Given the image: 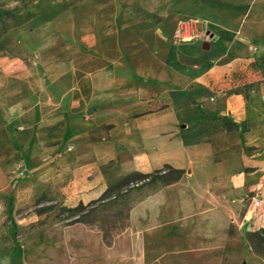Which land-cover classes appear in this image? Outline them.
<instances>
[{"label":"rangeland","instance_id":"374dc122","mask_svg":"<svg viewBox=\"0 0 264 264\" xmlns=\"http://www.w3.org/2000/svg\"><path fill=\"white\" fill-rule=\"evenodd\" d=\"M189 2L0 0V264H264L244 129L202 183L197 167L169 184L143 167L172 68L213 40ZM132 171L151 175L116 185Z\"/></svg>","mask_w":264,"mask_h":264},{"label":"crops","instance_id":"0c3cea01","mask_svg":"<svg viewBox=\"0 0 264 264\" xmlns=\"http://www.w3.org/2000/svg\"><path fill=\"white\" fill-rule=\"evenodd\" d=\"M190 10L203 19L213 40L202 43L199 65L176 63L175 79L166 95L172 100L165 114H151L145 131V171L168 164L176 169L197 167L205 180L207 161L224 138H232V123L246 122L245 146L256 148L243 162L254 172L264 169V77L248 65L264 57V0H191ZM245 83L254 84L249 98L229 93ZM209 116V117H205ZM241 130V127L238 131ZM240 137V139H239ZM237 132L232 145L240 143ZM228 141V140H226ZM204 170V171H201ZM253 172V173H254ZM253 173L237 175L244 185ZM199 179V180H198Z\"/></svg>","mask_w":264,"mask_h":264},{"label":"trees","instance_id":"16d2710c","mask_svg":"<svg viewBox=\"0 0 264 264\" xmlns=\"http://www.w3.org/2000/svg\"><path fill=\"white\" fill-rule=\"evenodd\" d=\"M0 13H2L0 11ZM248 68L251 69L252 71H256V72H260L263 77H264V57H259V58H255L253 61H251L248 65ZM255 85L254 84H250V83H245L242 86H239L233 90H230L229 93H237V94H243L245 96L246 99L249 98V91L253 89ZM205 117H209V116H205ZM228 127H234L236 130H238L241 127V131L242 129H244V131L248 130L247 124L246 122H243L241 124H234L232 123L229 124L228 123ZM164 168L169 169V171L167 173H163L161 174L160 178L165 179L166 183H173L176 182L177 180L180 179L181 174L183 173V170L181 169H176L168 164L164 165ZM162 169L157 170V173H161ZM151 174H143L142 172L139 171H132L129 172L128 174H126L125 176H123L117 183L116 185H122V184H127L131 181H135L138 180V178L140 177H147ZM12 209V207H11ZM264 231V229L262 230ZM264 240V238H262ZM13 240L16 243V237L13 236ZM264 252V250H263Z\"/></svg>","mask_w":264,"mask_h":264},{"label":"built area","instance_id":"2783aa9c","mask_svg":"<svg viewBox=\"0 0 264 264\" xmlns=\"http://www.w3.org/2000/svg\"><path fill=\"white\" fill-rule=\"evenodd\" d=\"M253 203L255 206H258L260 204V200L256 197L253 198Z\"/></svg>","mask_w":264,"mask_h":264}]
</instances>
